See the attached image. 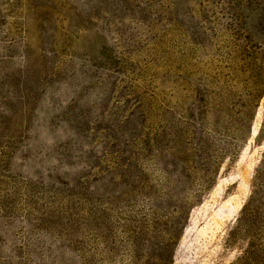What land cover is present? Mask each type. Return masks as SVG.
Returning a JSON list of instances; mask_svg holds the SVG:
<instances>
[{
	"label": "rangeland",
	"instance_id": "obj_1",
	"mask_svg": "<svg viewBox=\"0 0 264 264\" xmlns=\"http://www.w3.org/2000/svg\"><path fill=\"white\" fill-rule=\"evenodd\" d=\"M0 264H264V0H0Z\"/></svg>",
	"mask_w": 264,
	"mask_h": 264
},
{
	"label": "trees",
	"instance_id": "obj_2",
	"mask_svg": "<svg viewBox=\"0 0 264 264\" xmlns=\"http://www.w3.org/2000/svg\"><path fill=\"white\" fill-rule=\"evenodd\" d=\"M262 95V94H261ZM255 110H256V105H255V107L253 108V113H252V118H251V121H250V124H249V127H248V132H247V139L250 137V135H251V122H252V120H253V116H254V114H255ZM261 182V181H260ZM258 187H260V189L259 188H256L257 190L255 191H253L252 192V194H251V197H250V199H249V201H248V203H246L245 205H244V207L242 208V213L243 212H249V208H251V205L254 203L255 204V208L253 209V211H255V212H258V211H260L262 208H260V207H257V205L260 203L259 202V200H255L254 198H253V196H256V198H257V196L258 197H260L261 195H262V188H263V184H259L258 185Z\"/></svg>",
	"mask_w": 264,
	"mask_h": 264
}]
</instances>
